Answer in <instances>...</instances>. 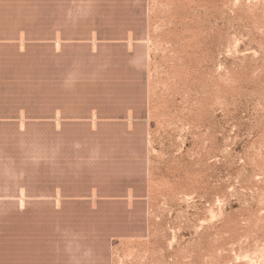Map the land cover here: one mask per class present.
I'll use <instances>...</instances> for the list:
<instances>
[{"label": "rangeland", "instance_id": "obj_1", "mask_svg": "<svg viewBox=\"0 0 264 264\" xmlns=\"http://www.w3.org/2000/svg\"><path fill=\"white\" fill-rule=\"evenodd\" d=\"M0 264H264V0H0Z\"/></svg>", "mask_w": 264, "mask_h": 264}]
</instances>
